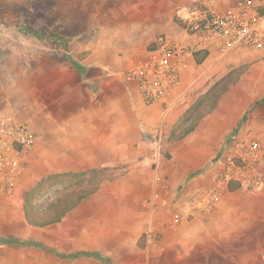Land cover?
Returning <instances> with one entry per match:
<instances>
[{
  "label": "crops",
  "instance_id": "1",
  "mask_svg": "<svg viewBox=\"0 0 264 264\" xmlns=\"http://www.w3.org/2000/svg\"><path fill=\"white\" fill-rule=\"evenodd\" d=\"M205 2L213 9L221 7ZM161 32L183 43L191 41L174 20ZM156 35L137 46L129 38L95 41L90 38L99 36L95 33L77 35L75 51L85 52L81 64L86 72L60 96L74 100L68 104L69 114L54 107L56 98L41 92V104L11 110L13 121L29 123L37 139L14 190L0 193V264H264V186L250 192L231 182L217 187L210 206L205 198L217 186L222 160L215 158L223 135L238 124H244L243 133L246 127H257L247 119L251 104L264 91V61L250 64V58L263 51L239 48L224 53L219 42H213L199 51L207 53L201 63L190 55L181 83L167 99L170 107L162 102L148 106L126 74L146 60ZM237 65L258 70L249 75L238 117L232 119L223 108L224 98L239 100L229 91L220 109L171 141V156L158 161L146 135H155L161 124L171 135L210 86ZM142 158L157 160V167ZM125 163L122 175L102 183L60 221L42 226L28 221L27 194L43 178ZM43 195L36 202H43ZM150 229L155 233L149 235Z\"/></svg>",
  "mask_w": 264,
  "mask_h": 264
},
{
  "label": "rangeland",
  "instance_id": "2",
  "mask_svg": "<svg viewBox=\"0 0 264 264\" xmlns=\"http://www.w3.org/2000/svg\"><path fill=\"white\" fill-rule=\"evenodd\" d=\"M208 1L218 6H227L238 0ZM252 1L258 8L263 9L258 5V0ZM201 5H206L205 0H0V123L15 118L11 110L16 112L17 109L30 104L35 107L41 104L42 96H38L40 92L51 100L56 98L54 107L64 109V112L69 114L68 104H74V100L65 96L63 101L60 96L67 95L68 90L76 86L77 79L80 77L83 79L86 72V66L81 64L85 52L79 54L75 51L77 44L74 39L77 35L95 33L99 36H90L95 41L111 39L120 42L129 38L132 44L137 46L164 30V26L170 20L176 22L178 12L182 8ZM25 26L33 27L39 35L34 36L27 32L23 29ZM60 26V39L52 41L50 34ZM85 38L87 37L82 36V40H86ZM250 59V64L264 61V52ZM257 71L251 70L249 65L231 68L224 78L210 86L213 98H204L210 90L205 91L206 94L199 105L208 108L215 104L213 100L216 99V105L210 112L212 113L220 109L222 99L232 91L239 97L238 102L233 100L235 98L231 99V102L224 98L223 108L231 114L232 119L238 117L240 106L244 104L242 99L246 97L245 88L249 86L247 84L250 80L249 75ZM128 72L129 70L127 78ZM262 78L264 81V74ZM262 91L261 89L262 97L259 101L251 104L250 117L247 119L256 121L257 127H246L248 129L243 133L241 131L244 124H238L234 131L225 133L223 135L225 140L216 160H222L221 152L229 147L235 135L253 133L264 143V91ZM192 115L194 112L188 115L184 126L191 124ZM145 139L154 145L158 161L169 159L171 141L168 133L164 131L159 138L156 131L155 135H146ZM141 161L153 168L157 167V160L146 161V158H142ZM104 167L107 169L102 173V178L103 184H106L122 175L128 165L125 163ZM158 236L159 233H156V239ZM106 263L110 264L109 261Z\"/></svg>",
  "mask_w": 264,
  "mask_h": 264
},
{
  "label": "built area",
  "instance_id": "3",
  "mask_svg": "<svg viewBox=\"0 0 264 264\" xmlns=\"http://www.w3.org/2000/svg\"><path fill=\"white\" fill-rule=\"evenodd\" d=\"M257 7L252 0H239L231 5L184 7L178 12L190 43L175 40L169 34L156 35L146 60L131 68L128 78L136 83L145 105L166 103L170 93L181 83L182 74L194 52L219 42L226 53L239 48L264 52V4ZM201 48V49H199ZM163 135L162 124L157 129ZM37 139L27 122L9 120L0 123V193L9 194L15 186L28 152ZM217 168V186L205 195L206 206L217 199V187L236 182L240 189L255 192L264 186V145L253 133L235 135L224 150ZM151 198L148 203H151ZM150 229L147 233L153 234Z\"/></svg>",
  "mask_w": 264,
  "mask_h": 264
},
{
  "label": "trees",
  "instance_id": "4",
  "mask_svg": "<svg viewBox=\"0 0 264 264\" xmlns=\"http://www.w3.org/2000/svg\"><path fill=\"white\" fill-rule=\"evenodd\" d=\"M176 22L181 26L182 22L179 18H176ZM27 32L34 36L39 35V32L31 26H25L23 28ZM59 31L61 26L50 34L52 41L60 39ZM206 52H194V57L198 63H201L206 57ZM204 98L212 99L211 90L204 96ZM201 99L188 111L182 120L178 123L174 131L170 135V141L179 140L184 137L187 133L194 130L198 125L199 120L210 113L215 104L206 108L201 106ZM205 103V102H204ZM203 103V104H204ZM191 116V124L187 127L184 126L186 118ZM246 117V116H245ZM244 117V119H246ZM107 168H93L79 172H61L53 173L42 180L28 192L26 200V216L30 223L38 226L60 221L61 218L70 209L74 208L82 199L90 196L104 182L102 173ZM44 193L45 200L43 202L36 200L40 197L39 195Z\"/></svg>",
  "mask_w": 264,
  "mask_h": 264
}]
</instances>
